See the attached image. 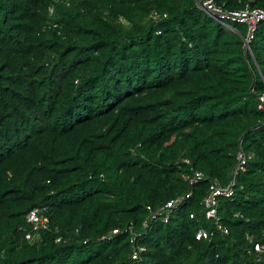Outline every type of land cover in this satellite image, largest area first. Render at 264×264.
Masks as SVG:
<instances>
[{
  "label": "trees",
  "instance_id": "trees-1",
  "mask_svg": "<svg viewBox=\"0 0 264 264\" xmlns=\"http://www.w3.org/2000/svg\"><path fill=\"white\" fill-rule=\"evenodd\" d=\"M197 1L0 0V264H264L249 252L264 244V21L250 52L245 24ZM240 151L219 201L229 234L198 240ZM195 170L207 179L190 186ZM190 189L133 260L125 227ZM36 206L48 224L31 243Z\"/></svg>",
  "mask_w": 264,
  "mask_h": 264
},
{
  "label": "built area",
  "instance_id": "built-area-1",
  "mask_svg": "<svg viewBox=\"0 0 264 264\" xmlns=\"http://www.w3.org/2000/svg\"><path fill=\"white\" fill-rule=\"evenodd\" d=\"M201 2L200 8H202L206 13H208L214 19L225 23L227 26L232 27L231 23H243L247 26L248 31L246 38L249 42L254 37V33L258 24L261 21H264V9L259 7H251L248 4L241 9H229L224 8L221 5L217 4L216 0H203ZM199 6V5H198ZM53 8L50 10V13L53 14ZM166 17L167 14L161 15L159 12L155 11L152 14L154 19H160L161 17ZM122 23L128 24V21L121 17ZM259 109L264 110V92L260 95ZM251 156H247L243 151H240L237 155L238 165L236 170L233 173V177L229 185L222 186L215 179L210 183V189L208 194L204 197L202 201L203 206V215L206 220L212 221L214 226L212 228L201 227L196 232V238L201 239H210L216 236L218 233L229 234V228L223 223L222 217L219 214V201L220 197H231L234 194V186L236 183V175L240 169H242ZM183 162L190 163L188 158H184ZM190 186H193L200 181L207 179L206 175L199 170H195L193 175L187 178ZM193 194V190L190 189L186 194L179 195L177 197L169 199L165 204L155 208L152 205L147 206V217L143 222V230H138L133 222L129 223L124 232L130 233V241L133 245L132 259L139 260L142 253L146 251V246L139 243V238H141L150 227L151 223L157 220H162L168 222L172 213L178 209L184 202L189 199ZM42 208L39 206L34 207L27 214V222L31 224L32 232H28L26 238L30 240L31 243H34L38 240L39 234L38 231L46 228L48 224L47 218L42 216ZM191 218H196L195 213H191ZM122 231L120 228H115L112 230L111 235L118 234ZM111 238L109 235H104L101 239ZM58 241L60 238L57 239ZM86 242V241H85ZM249 252H255L258 260L264 257V244L256 242L254 249H251Z\"/></svg>",
  "mask_w": 264,
  "mask_h": 264
},
{
  "label": "water",
  "instance_id": "water-1",
  "mask_svg": "<svg viewBox=\"0 0 264 264\" xmlns=\"http://www.w3.org/2000/svg\"><path fill=\"white\" fill-rule=\"evenodd\" d=\"M197 4H198L199 7H200L201 2L197 1ZM244 41H245L246 48L251 52V45H250V42L247 40L246 37H244ZM258 69H259V68H258Z\"/></svg>",
  "mask_w": 264,
  "mask_h": 264
}]
</instances>
